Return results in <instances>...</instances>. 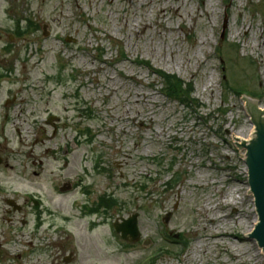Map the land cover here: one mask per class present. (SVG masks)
Returning a JSON list of instances; mask_svg holds the SVG:
<instances>
[{"label":"rangeland","instance_id":"rangeland-1","mask_svg":"<svg viewBox=\"0 0 264 264\" xmlns=\"http://www.w3.org/2000/svg\"><path fill=\"white\" fill-rule=\"evenodd\" d=\"M18 21L31 27L0 88L60 119V149L41 170L27 151L17 157L26 177L18 189L8 181L9 195L40 200L47 214L9 264L69 255V264H264L249 237L257 214L247 151L225 135L255 133L242 99L264 113V0H0V33ZM152 70L191 84L197 107L165 98ZM77 177L73 192L58 193ZM102 195L118 205L93 229L97 219L79 206ZM133 214L140 239L131 244L112 226Z\"/></svg>","mask_w":264,"mask_h":264},{"label":"flooded vegetation","instance_id":"flooded-vegetation-1","mask_svg":"<svg viewBox=\"0 0 264 264\" xmlns=\"http://www.w3.org/2000/svg\"><path fill=\"white\" fill-rule=\"evenodd\" d=\"M25 30L15 28L11 30L12 34L0 33V84L5 83L4 66L12 53L13 45L20 40L24 42L28 29ZM40 105L41 103L26 102L21 97V92L10 97L9 91L0 89V264H9L11 255L15 256L16 260H20L22 258L20 249L25 248V239H36L43 232L42 215L47 213L45 211L41 213L42 203L33 198L20 199L14 193L9 195L11 187L6 185L9 180H13L17 182L15 187L18 189L25 180V166H20L21 162L17 157H21L26 151L24 156L27 158L30 156L31 164H37L39 170L42 167L43 156L56 160L59 120L55 121L53 115L47 109L43 111ZM42 116L46 118L43 119ZM65 144L62 155L69 154L67 142ZM30 175L41 176L40 171H32ZM101 203H103L102 200L97 198L94 202L84 204L92 208L91 215H84V217L97 219L90 223L93 229L103 224L105 219ZM79 209L81 210V206ZM50 216L49 214L47 217ZM27 217L34 218L32 229L28 231ZM49 227L52 229L51 226ZM13 257L12 263L15 260Z\"/></svg>","mask_w":264,"mask_h":264},{"label":"water","instance_id":"water-1","mask_svg":"<svg viewBox=\"0 0 264 264\" xmlns=\"http://www.w3.org/2000/svg\"><path fill=\"white\" fill-rule=\"evenodd\" d=\"M242 99V98H241ZM246 119L255 126V138L244 144L225 134L233 149L247 151L245 163L248 169L250 192L254 198L257 224L249 236L264 252V113L257 115V101L242 99ZM65 191V190H64ZM123 239L131 237V241L139 239L137 231V215L132 216L124 225L116 228Z\"/></svg>","mask_w":264,"mask_h":264},{"label":"trees","instance_id":"trees-1","mask_svg":"<svg viewBox=\"0 0 264 264\" xmlns=\"http://www.w3.org/2000/svg\"><path fill=\"white\" fill-rule=\"evenodd\" d=\"M157 75L162 80L164 85V93L169 99L175 100L177 102H180L181 104H185L189 106L195 105L193 104L194 102L191 98L192 95L191 84H186L175 76L167 75L159 71H157ZM225 87L227 88L226 85ZM227 89L236 92L237 95H240L243 92L242 87L238 89L235 88H227Z\"/></svg>","mask_w":264,"mask_h":264},{"label":"bare ground","instance_id":"bare-ground-1","mask_svg":"<svg viewBox=\"0 0 264 264\" xmlns=\"http://www.w3.org/2000/svg\"><path fill=\"white\" fill-rule=\"evenodd\" d=\"M259 113H261V112H257V115H258ZM254 138H255V133H253L252 136H251V138L248 139V140H246V141H244V140H242V139H239V138H238V141L241 142V143H244V144H248V142L254 140ZM230 199H231V198H230ZM231 200H232V199H231ZM259 251H260L261 254H264V252H263L262 250H259Z\"/></svg>","mask_w":264,"mask_h":264}]
</instances>
